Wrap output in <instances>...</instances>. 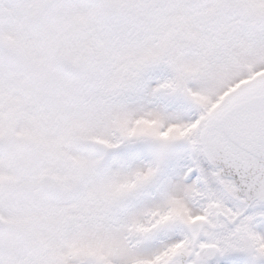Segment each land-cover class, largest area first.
<instances>
[{
    "label": "snow or ice",
    "instance_id": "1",
    "mask_svg": "<svg viewBox=\"0 0 264 264\" xmlns=\"http://www.w3.org/2000/svg\"><path fill=\"white\" fill-rule=\"evenodd\" d=\"M0 264H264V0H0Z\"/></svg>",
    "mask_w": 264,
    "mask_h": 264
}]
</instances>
